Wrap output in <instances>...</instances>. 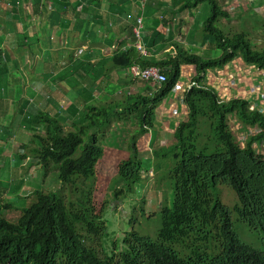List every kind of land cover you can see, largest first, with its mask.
<instances>
[{
    "label": "trees",
    "instance_id": "trees-1",
    "mask_svg": "<svg viewBox=\"0 0 264 264\" xmlns=\"http://www.w3.org/2000/svg\"><path fill=\"white\" fill-rule=\"evenodd\" d=\"M31 1L34 3L35 14H38V9L45 10L42 0ZM52 1L53 4L61 5L66 2ZM138 2L140 11L146 9V17L158 16L150 18L153 21L150 33L143 36L142 31L140 32L150 51L167 41L174 44L173 49L167 51L166 58L153 60L151 57H142L135 46L121 52L118 48L111 60L112 65L121 69L136 65L142 69L157 67L167 76L166 82L154 85L151 95L136 94L126 96L124 100L99 102L104 105L97 101L88 104L87 97L95 93L88 94V87L79 83L81 88H70V97H73V116L77 114L78 117L79 112L82 115L78 118L80 121L73 122V128L67 131L63 130L58 111L53 114L45 111L22 113V121L31 131L25 148L33 145L31 153L44 169L48 165L57 168L60 187L54 192L35 191L37 200L28 207H19L20 214L15 222L2 216V211L12 206L7 204L8 207L0 202V264H264V251L241 240L232 221V216L236 214L239 221L252 231L264 234V154L253 147V144L264 142V116L256 110H249L247 102L239 97L221 101L217 91L208 85L192 86L182 93L178 90L186 106V117L173 126L174 141L153 151L155 156L162 154L172 159L169 166L172 184H168V189L171 190L172 187L173 198L170 204L166 198L164 200L157 240L133 229L129 237L121 240L120 263L116 260L115 250L109 252L104 247L102 251H98L92 245L96 236L109 237L97 223L102 216L96 214L92 199L93 182L90 178L104 153V148L96 141V134L103 132L113 118L121 117L120 112L133 114L134 117L130 119L138 124L129 139L128 158L120 160L117 165V177L124 179V185L112 186L113 200L126 199L134 193L143 177L141 151L136 143V136L145 135L155 127L160 104L180 82L182 65L192 66L198 75L209 69L222 68L241 57L258 74L264 73V48L254 47L242 34L226 38L217 29L218 19L229 18L228 13L219 6L221 0H171L173 9L177 8V11L172 9L170 13L162 10L160 0L158 6L156 0H148L144 7L141 6V0ZM204 4L208 5L210 16L200 26L208 33L203 37L211 38L215 47L221 51L218 58H204L203 54L202 57L189 53L173 43L175 41L171 27L175 28L174 25L168 27V37L159 31L161 25L169 26V14L177 17L184 12L191 13ZM11 11L16 14L18 9L12 5ZM17 20L18 17L15 19L12 16L6 22L7 26H15ZM184 21L183 18H178L177 23L182 24ZM136 22L137 19L134 21L135 26ZM194 29L196 28L187 32V37L196 35ZM92 31L93 29L90 30ZM136 42L134 36L131 43ZM205 48L208 47L204 46ZM45 54H38L39 70L57 66L52 53L48 51ZM35 55L37 54L34 52L32 58ZM8 58L10 54L0 50V87L5 82V72L8 73L11 65H17L16 60L15 63ZM82 73L83 75L80 70H74L70 75L71 80L80 82L85 75L84 70ZM82 80L85 83L88 81L85 78ZM195 81L200 83L197 77ZM89 83L92 85L91 90L95 80L87 84ZM109 83L112 82L107 78L97 87L103 88L102 96L106 98L113 93L112 90L107 92ZM201 107L210 113L212 119L211 136L204 143L199 141L196 133V111ZM230 114L236 115L244 125L254 127V132L249 135L244 147L234 140L228 124ZM1 128L9 131L7 126L1 125ZM153 140L154 136L151 138ZM80 146H84L83 150L76 156ZM8 175H11L14 183L13 190H18L24 183L20 170H10ZM15 175H20V178L15 179ZM64 186L75 188L70 192L78 191L80 186L81 196L75 201L65 200L60 192V188ZM220 187L236 193L237 200L233 208L221 202ZM4 193L6 190H0V196Z\"/></svg>",
    "mask_w": 264,
    "mask_h": 264
},
{
    "label": "rangeland",
    "instance_id": "rangeland-1",
    "mask_svg": "<svg viewBox=\"0 0 264 264\" xmlns=\"http://www.w3.org/2000/svg\"><path fill=\"white\" fill-rule=\"evenodd\" d=\"M158 1L159 0H156V6H158ZM42 2L43 5L47 6L49 9L52 10L54 8L50 0H42ZM170 3L171 1L163 0V3H161L163 8L162 10L170 13V10H172L171 6L169 5ZM10 4L17 5L18 8L26 9L29 11H32L34 9V3L31 0H0V32H4L5 29H7V33L9 31L15 33L16 31V25L14 26L11 24L10 27H7L8 23H6L11 19V13L7 10L8 5ZM178 6L179 5H177V7ZM219 6H221L222 11L228 13L229 17L233 15V12H235V8H233L234 6H232L230 3L225 4L224 2H222ZM199 7V9H195L196 12L194 15L197 25H201L202 23H204L206 19L210 16L209 7L207 4H204ZM154 10L156 11V8ZM168 16L169 26L166 25L163 29H161V31L167 33L169 30L168 27H170V25H174L175 28L171 27V29L174 33L176 32L177 34V37L175 39L181 41L182 45H180L179 47L189 53H193L199 56H202L203 54L205 55L204 58L208 59L218 58L221 55V51L215 47V42H213V40L209 37H203V35L205 34L208 35V33L204 32L203 27L200 26V28L195 32L196 35H193L192 37H187L185 35L186 31H189L190 29L194 28V22L192 21L193 19L190 18L191 14L188 15L186 12H184L183 14L178 15L177 17H172L170 14ZM178 18H183L185 21L182 24H178ZM230 19L231 17L228 19L220 18L217 20V29L222 33V35H224V37L226 38H232L237 34H242L249 41L250 38L239 25L240 21ZM259 22L261 23V19H259ZM145 24H147L146 21L144 22L143 27L140 29V31H143V29L145 28ZM146 29H148V27ZM66 32L67 30H65L60 24H58V22L50 20L49 18L41 20L29 19L28 21L18 25V31L16 34L18 39H24V34H27V36L29 37L30 35L37 33L38 39L41 42L40 45L42 47L46 48L48 45L49 47L53 48V53L57 52V48H63L60 50H63L67 53L69 52L72 38H70V40L66 42ZM108 34H113V29L111 31H108ZM115 36L116 35H112V40H114ZM143 39L144 37L141 36L140 41L144 43L145 49L149 54L150 49L148 48V45ZM190 41L193 42L190 44ZM254 42L257 45L259 44L258 40ZM131 46H135L137 48V43H131ZM159 46L160 45L156 46L154 49L156 50V48ZM203 46H207L208 48L202 49ZM34 49L35 48L33 47V44L31 42L21 44L20 46H18L17 49H10V53L12 54L13 58L17 61V65L12 66L10 64L11 69H8V73L5 72L6 82H2L3 86H1L0 88L4 89L6 92H9L10 90L17 91L18 94L25 93V91L27 92V87L29 86H24L25 84H27L24 75L26 70L30 69L32 66L31 64L34 63V61H31L33 60V58L30 55V53L34 51ZM125 49L126 48H124V50ZM21 51L26 52L22 53ZM45 51L46 50H41L39 52L35 51V53H45ZM139 54L142 57H145L142 52H139ZM162 56H165L166 58V53H163ZM36 60L38 61L37 56ZM68 60L69 59H67L66 62ZM111 60L112 59H110L108 64H106L105 66H100V69H103V72L105 73V76L107 78L114 76H109L110 69L117 70V67H114L112 65ZM27 61L28 63H30V65H28V67H25L22 63H27ZM244 64L246 63L244 62L243 58L240 57L234 59L232 62L222 68L209 69L206 70V73L201 72L198 75L195 74L194 68L192 66L182 65L180 68V82L178 83L176 88L178 90H180L181 88L183 92H186L192 86H205L206 78L218 79L219 83H215V87L219 88L217 92L219 98H227L231 100V93L235 90L237 92V97H239L241 100L246 101L247 108L251 110V102L249 100V96L250 91L253 89L255 84H251L250 91H247L246 89L241 87V76H246L247 85H250L251 83L250 78L247 77L248 73L245 72V70L243 69ZM136 67L140 66L136 65ZM118 70V75L127 72V69L118 68ZM231 70H234L236 76H234V73H232ZM30 76L35 77V72L31 73ZM196 77L199 78L200 83L195 81ZM121 79L126 78L122 77ZM128 81L129 80H122L117 83H109L107 85V92H110V90L113 91L110 98L111 100H124L126 96L134 95L131 94L132 91L129 86L130 82L127 83ZM149 83L158 84L156 78ZM80 85L87 86V93L90 94V87L92 86L91 83L87 84L83 82L80 83ZM118 89H120L119 92L117 91ZM178 90L176 94H169L165 98V101L162 103V105H160V112L161 114L163 113L164 116L167 115L168 106L170 104H172L171 109L176 110L178 109L177 107L181 105L186 110L183 96H180ZM103 93L104 90L100 86V89L97 91V94H90V96H92V99L88 101V104L91 105L94 101H97V103L105 101V97L102 96ZM81 96L84 97V95ZM58 98H60V109L64 112L63 107L66 106L64 97L61 96ZM72 98L73 97H70V99ZM260 99L264 104L263 93H260ZM14 109L15 106H13V108L11 109V113H8L9 115H12L13 120L17 116V114L14 112ZM35 109H37V107H35L34 110ZM171 111L174 115H177L175 112H173V110ZM65 114L67 115V112H65ZM119 114L121 117L113 118L111 120V123L106 126L103 132L96 134V141L99 146L104 148V153L102 154L99 162L97 163L94 173L90 179L93 182V205L96 214L102 216V218H100L97 223L99 224V227L104 229L109 236L103 237L100 235L94 237L92 240V245L98 251H102L104 247L109 252L111 250H115L116 260L120 263L122 262L121 240L129 237L130 232L133 229L139 231L141 235H147L150 236L153 240H157V233L161 226L160 211L163 207V203L165 202L164 200L166 198V201L170 204L173 198L172 187L171 190L168 189V184H172V181L170 179L171 168H169V166H171L172 159L169 156H164L162 154L155 156L153 154V151L161 149L162 147L167 146L170 142L174 141V139L172 138V133L174 131L173 126L176 125L177 122L181 121L182 119L180 118L181 113H179L176 119L172 121L173 124L171 126H164V124L160 125L157 120L155 127L151 131L147 132L145 135L141 134L136 136V143L138 144L141 151L140 158L143 166V177L142 180L136 185L133 194L129 195L126 199L122 198L119 201H115L113 200L112 186L114 185L116 187H121L122 185H124V179L117 177V165L120 160L128 158V155L130 153V149L128 147L129 139L134 134L135 130L138 128V124L130 119L131 117H134L133 114L127 115L126 113L121 112ZM261 114L264 116V111ZM73 117L75 118L72 119V124L74 121L77 120V114L75 116H72V118ZM68 120H70V118H68ZM3 123L4 124L2 125L7 126V128H9V131L2 129L0 125V183H3L5 185L4 188L7 191L9 188V184H13L10 178L11 175H8L10 170L11 172H14V168H12L11 166L13 163V157L6 158L3 156L11 155L16 147L17 149H19V154L21 156H24L26 152H31L32 145H29L30 147H28L27 149L25 148V145L16 144V147L13 148L11 146L12 141L15 140L16 142H19L18 137L20 136V134H17V120L15 119V122L10 121L8 123L4 121ZM211 123L212 119L210 113H208V111L202 107L198 108L196 111V133L201 143L206 142L207 139L210 138ZM72 124L67 125L64 123L62 125L63 130L67 131L68 129H72ZM228 124L229 128L233 132L234 140H236L242 147H244L247 138L250 134H252V132H254V127L244 125V123L239 120L238 117L234 114L228 115ZM153 136L155 140L151 141V138ZM83 147L84 146H80L77 153L75 154L76 156L80 154V152L83 150ZM255 149L261 152L264 150V148L261 149V144H256ZM38 161L39 160L37 158L32 157L31 162L34 164L32 167L29 168L28 172H26L24 176H22V182L24 183L21 184V188H18L16 192H11L13 189L12 188L9 191L10 193L7 194V196L4 195L7 200H11L12 202H14L18 199L19 195H22V197L31 195L33 197L29 200L30 205L31 203L37 200L35 196V191L42 190L44 193L50 191L54 192L57 187H60V183L57 180V168L48 165V167L44 169L42 164H40ZM24 169H27V164ZM14 178L19 179L20 175H15ZM11 186L13 187V185ZM71 189L74 190L75 188L64 186L60 188V192L61 195L65 198V200L70 199L71 201H75L76 198H79L81 196L80 190L82 188L79 186V190L74 192H70ZM219 197L221 202H224L227 206H230L229 208H233L237 200L236 193L233 190L224 187H220ZM0 201L4 203L5 200H3L2 198L0 199ZM16 206L19 207L18 204ZM25 206L26 202L24 200V202H22L21 207ZM2 215H4V218L11 222H15L18 216L15 211H12V213L3 212ZM232 221L235 230L241 240L255 246V248L259 250L264 251V234H261V232L258 231H252L246 224H243L239 221V218L236 214L232 216ZM98 233L102 234L101 232Z\"/></svg>",
    "mask_w": 264,
    "mask_h": 264
},
{
    "label": "crops",
    "instance_id": "crops-1",
    "mask_svg": "<svg viewBox=\"0 0 264 264\" xmlns=\"http://www.w3.org/2000/svg\"><path fill=\"white\" fill-rule=\"evenodd\" d=\"M50 1L53 4V1ZM160 2L163 3V0H160ZM221 2H224L225 4L230 3L232 6H234L233 8H235V12H233V15L230 16V20L240 21L239 25L250 38L249 41L254 45V47L259 49L264 48V0H221ZM138 4V0H66L64 5H61V3L53 4L54 8L52 10L49 9L47 6L45 10L38 9V14L34 13V11H36L34 10L35 8L33 9L34 11H29L26 9H20L17 5H14L18 9L17 13L14 14L11 11L12 4L8 5L7 10L11 13V17L13 16V18L15 19L18 17L17 23L15 24V33L10 32L9 28L8 33L7 29H5L4 32H0V43L5 45L6 52L10 54L9 61L11 60L12 62H15V60L11 58V48L17 49L18 46H20L21 44L31 42L33 44V47L35 48L34 51L30 53L31 56L35 51L39 52L41 50H46L45 52L49 51L52 53L53 61L57 62V66L51 69L39 70V67H37V62L40 60V58L37 54L35 55L33 60H31L34 61V63H32L31 68L28 69L29 72L28 70H26L24 75L27 81V84H25L24 86H29L27 87V92L25 91V93L18 94L17 91L13 90H10L9 92H6L4 89L0 90V102L3 104H0V125L4 124V121L6 123L10 121L15 122L16 119L17 128L21 126L20 128H18L17 132V134H20V136L18 137L19 142L13 140L11 143V146L13 148L16 147V144L26 145L31 137V131H29L25 127V123L24 121H22V113L33 114L37 113L38 111H46L50 114H53L55 111H58L60 112V119L62 120L63 124H72V119L75 118H72L73 106L71 104L72 99H70V91H72V87H75L76 89L81 88L79 87V83L83 82L82 79L84 78L88 80L87 83L89 81L95 80V84L93 85V88H91L90 92H94L95 94H97V91L99 90V88H97V83L100 84L107 79L105 73L103 72V69H100V66H105L106 64H108L109 60L116 55V50L119 47H122L118 49V51L121 52L122 50H124V48L131 46V40L135 36L133 29L135 27L134 21L142 13ZM169 5L173 9L172 4L170 3ZM173 11H177V8H174ZM195 12L196 10L194 9L191 13L190 11H188L187 14H191L190 18L193 19V27L196 28L194 29L196 32L200 28V25H197L196 19L194 18ZM153 16L146 17V14H144V22L146 21L147 24H145V28L142 31L143 36L145 34L150 33V29L153 28V21L150 20V18L152 19ZM156 17L158 18V16ZM49 18L50 20L58 22V24H60L65 30H67L66 42L70 40V38H72L69 52L66 53L63 50H60L63 48H57V52L53 53V48L49 47L48 45L46 48L42 47L40 45L41 42L38 39L37 33H34L29 37L27 36V34H24V39L17 38L16 33L18 31L19 24L24 23L29 19L41 20ZM259 19H261V23L259 22ZM114 22L116 23V25ZM147 27L148 29H146ZM163 28V25H161L159 27V31H161V29ZM91 29H93L92 32H90ZM112 29L113 34H108V31H111ZM187 32L188 31L185 32L186 36ZM162 33L166 34V37H168L169 30L167 33H165L164 31H162ZM112 35H116L114 40H112ZM172 35L175 41L173 43L179 44V46L182 45L181 41L175 39L177 37L176 32H172ZM26 36L27 38H25ZM257 40L259 41L258 45L254 42ZM192 42L193 41H190V44ZM172 46H174V44L170 43V41H167L166 43H163L159 47H157L156 50L153 48L151 50V58L153 60L164 59L165 56H162V54L172 50ZM202 49H204V46ZM21 52L24 53L26 51ZM44 55L46 54L44 53ZM36 56L38 57V61L36 60ZM67 59L69 60L66 62ZM22 64H24L25 67H28V65H30L28 61L27 63L24 62ZM130 69L131 68H127V72L121 73V75H118V68L117 70L110 69L109 76H114L109 77L108 79L111 80L112 83H117L122 80H129L127 83L130 82L129 86L132 91L131 94L136 95V93H138L151 95L154 90V85L149 82L131 79L132 77L127 74L128 72L131 73ZM243 69L245 70V72L248 73L247 77L250 78L251 83L250 85H247L246 76H241V87L246 89L247 91H250V86L252 83L256 84L260 82V76L255 69L250 68L246 64H244ZM74 70H77V72H79L80 70V74L82 75V72L84 70L85 75L84 77H82L80 82H76V80H71L70 75L73 74ZM33 72H35V77L30 76ZM231 72L234 73V76H236L234 70H231ZM122 77L126 79H121ZM3 80L6 82V79ZM217 82L219 83L218 79H205V85H208L209 87L213 88L215 91L218 92L219 88L215 87V83ZM261 83L264 84V79L261 80ZM119 90L120 89H118L117 91L119 92ZM261 93L264 94V89ZM108 95L109 97H105V101H111V94ZM61 96L64 97L66 105L63 107L64 112L60 109V98L58 97ZM235 96H237V92L234 90L231 93V98H234ZM87 99L90 100L92 99V97L88 96ZM220 99L224 101L229 100L227 98ZM164 101L165 99L163 100V102ZM162 103L160 105H162ZM13 106H15L14 112L17 114L14 120L12 118V115L8 114L11 113L10 111ZM171 106L172 104L168 106L166 116H164L163 113L161 114L159 107L160 114L157 113L156 116L160 125L164 124V126H171L173 124L172 121L176 119L179 113H181V119L186 117L187 113L183 106L180 105L177 107L180 110L171 109ZM35 107H37V109L34 110ZM171 110H173V112H175L177 115H174ZM65 112H67L68 117ZM80 115H82V112H79L77 120L74 122L80 121L78 120V118L80 119ZM68 118H70V120H68ZM253 147L255 149L256 144H253ZM26 148L28 149V147ZM18 150L19 149H17L16 147L11 155H6L3 157H13V163L11 165L12 168H17L21 170V174L22 176H24V174L28 172L29 168L33 166L34 163L31 162V159L34 156L31 152H26L25 157L21 156ZM26 164L27 169H24ZM11 185L8 186V191H6V193L0 196V199L3 198V200H5L4 203H2L1 201L0 202L2 203V205L10 204L12 207L2 211V214L3 212L12 213V211H15L19 216V207L22 206V202H24L25 200L26 207L30 206L32 203L29 205V200L33 196L27 195L24 199L22 195H19L18 199L14 202H12L11 200H7L4 195L7 196V194L10 193L9 191L13 188ZM4 186L5 185L3 183H0V190H6ZM19 188H21V185ZM16 191L17 190L14 191L12 189L11 192ZM17 204L19 205V207L16 206ZM2 216L5 217L4 215Z\"/></svg>",
    "mask_w": 264,
    "mask_h": 264
},
{
    "label": "built area",
    "instance_id": "built-area-1",
    "mask_svg": "<svg viewBox=\"0 0 264 264\" xmlns=\"http://www.w3.org/2000/svg\"><path fill=\"white\" fill-rule=\"evenodd\" d=\"M148 0H141V6L144 7V4ZM138 26L134 29V33L136 37L141 40V31L140 29L143 27V19L142 17L138 18L137 20ZM137 48L140 49V52H142L145 56L149 55L148 52L145 49L144 43L142 41H139L137 44ZM132 76L136 78L139 81H145V82H151L153 79L156 78V81L158 84L164 83L167 80V76L163 73L160 72V69L157 67H150L146 69H142L140 67H133L131 69ZM260 79L258 83H256L251 90V95L249 96V100L251 102L250 104V109L251 110H256L260 113L264 111V104L262 103L260 99V93L264 89V84L261 83V80L264 79V73L259 72ZM156 85V84H154ZM176 88V87H175ZM237 97V96H235ZM220 99V98H219ZM221 100V99H220ZM224 101V100H221ZM264 148V142L261 143V149ZM264 154V150L262 151Z\"/></svg>",
    "mask_w": 264,
    "mask_h": 264
},
{
    "label": "clouds",
    "instance_id": "clouds-1",
    "mask_svg": "<svg viewBox=\"0 0 264 264\" xmlns=\"http://www.w3.org/2000/svg\"><path fill=\"white\" fill-rule=\"evenodd\" d=\"M144 11H145V9L143 8L142 10H141V14L138 16V18H140V17H142V19H143V24H144ZM138 18H137V20H138ZM137 23V22H136ZM137 26H138V23H137ZM137 26H135L133 29H135ZM136 36V35H135ZM136 39H137V44L139 43V39L137 38V37H135ZM137 49V51L138 52H140V49H138V48H136ZM0 50H1V52H5L6 51V48H5V45L4 44H1L0 43ZM145 57H151V51L149 52V55H147V56H145ZM9 59V58H8ZM12 59H14V58H12ZM15 60V59H14ZM132 69V68H131ZM130 69V70H131ZM254 69V68H253ZM127 74H129L131 77H132V79H134V80H137L136 78H134L133 76H132V73H127ZM3 75H4V73H3ZM5 79H6V76H5ZM137 81H139V80H137ZM145 82V81H144ZM154 85V84H153ZM177 88H174V90H173V92L172 93H174V94H176V92H177ZM183 91L181 90V93H182ZM182 96V95H181ZM39 112V111H38ZM46 112V111H45Z\"/></svg>",
    "mask_w": 264,
    "mask_h": 264
}]
</instances>
